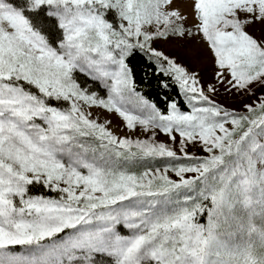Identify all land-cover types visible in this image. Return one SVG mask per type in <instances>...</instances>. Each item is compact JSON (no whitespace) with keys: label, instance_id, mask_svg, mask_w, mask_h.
<instances>
[{"label":"snow or ice","instance_id":"1","mask_svg":"<svg viewBox=\"0 0 264 264\" xmlns=\"http://www.w3.org/2000/svg\"><path fill=\"white\" fill-rule=\"evenodd\" d=\"M0 264H264V0H0Z\"/></svg>","mask_w":264,"mask_h":264},{"label":"rangeland","instance_id":"2","mask_svg":"<svg viewBox=\"0 0 264 264\" xmlns=\"http://www.w3.org/2000/svg\"><path fill=\"white\" fill-rule=\"evenodd\" d=\"M95 114H100V115H101V118H105V117H107V118L112 119V121H113V125H114L113 130H114V131H119L121 134L123 133V131H124L123 129H120V128L116 127L117 125L120 124V121H119V118L116 117L114 114L111 115V116H108V114L103 113L102 110H96V111H94V115H95Z\"/></svg>","mask_w":264,"mask_h":264},{"label":"trees","instance_id":"3","mask_svg":"<svg viewBox=\"0 0 264 264\" xmlns=\"http://www.w3.org/2000/svg\"><path fill=\"white\" fill-rule=\"evenodd\" d=\"M138 74L139 75L143 74L142 68L138 69ZM154 85H155V82L153 81V88L152 89H149L147 86H145V91H146V94L149 95L150 98L158 100L159 97L156 95V89L154 88Z\"/></svg>","mask_w":264,"mask_h":264}]
</instances>
